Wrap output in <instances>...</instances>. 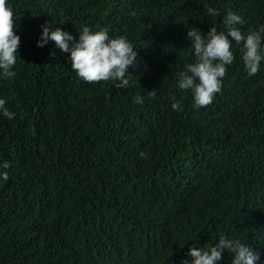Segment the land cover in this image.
Segmentation results:
<instances>
[{"label":"trees","instance_id":"trees-1","mask_svg":"<svg viewBox=\"0 0 264 264\" xmlns=\"http://www.w3.org/2000/svg\"><path fill=\"white\" fill-rule=\"evenodd\" d=\"M8 5L20 46L15 76L0 79V99L15 113H0V264H192L189 250H209L220 236L264 264V60L249 77L244 45L229 36L235 59L212 104L197 107L178 87L196 62L189 30L227 33L232 12L243 34L258 31L264 0ZM46 24L77 41L85 27L125 38L137 52L130 86L83 81L70 52L51 40L37 46Z\"/></svg>","mask_w":264,"mask_h":264},{"label":"clouds","instance_id":"clouds-1","mask_svg":"<svg viewBox=\"0 0 264 264\" xmlns=\"http://www.w3.org/2000/svg\"><path fill=\"white\" fill-rule=\"evenodd\" d=\"M207 11L209 15H217L214 8H208ZM224 23L228 26L227 33L218 32L215 26L206 35L197 28L188 32L196 62L186 65V71L178 74V87L181 90H191L197 107L209 106L214 95L221 92L226 66L231 65L235 59L231 50L233 43L228 39L229 36L236 44L244 45L243 61L249 77L258 73L261 61L264 60V55L261 54L264 26L258 31L250 30L243 34L237 25L244 24V21L232 12L227 14ZM51 29V24L42 26V36L37 46L44 47L51 40L63 53L70 52L71 67L83 81L88 84L113 81L117 87L126 89L130 86L126 73L128 74L130 66H135L137 52L125 38L110 40L106 31L94 33L85 27L79 33L77 41L76 37L60 28L54 31ZM16 30L17 19L14 18L8 0H0V79L15 76L12 69L17 62V50L20 46V37L16 35ZM50 55L55 57L56 53L52 52ZM117 81L119 84H116ZM149 94L155 98L156 91ZM172 99L175 101V97ZM135 103L143 104L144 100L137 95ZM172 109L181 110L179 101L172 104ZM0 113L8 119L15 117V113L6 107L4 99H0ZM139 156L146 160L148 153L141 151ZM3 167L7 169L9 165L5 163ZM2 179H9L8 172L2 173ZM225 250L233 255L232 264H257L260 260L258 251H253L252 247L242 244L239 240H230L224 236H220L218 243L209 250H197L193 247L189 254L192 264H220Z\"/></svg>","mask_w":264,"mask_h":264}]
</instances>
